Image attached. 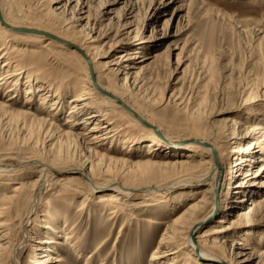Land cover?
Returning a JSON list of instances; mask_svg holds the SVG:
<instances>
[{
	"label": "rangeland",
	"instance_id": "obj_1",
	"mask_svg": "<svg viewBox=\"0 0 264 264\" xmlns=\"http://www.w3.org/2000/svg\"><path fill=\"white\" fill-rule=\"evenodd\" d=\"M19 1L29 15L28 24L37 23L35 26L76 43L87 29L92 30L102 66L96 75H102L108 87L160 131L154 136L147 130L153 128L126 112L110 111L98 117V124L109 121L110 127L95 147L89 133L97 119L84 122L94 108L78 114V120L84 121L77 128L67 122L70 99L90 87L72 48L56 42L43 47L45 42L40 41H46L45 37L26 42L1 33L0 46L6 54L0 55V61L8 62L0 73L8 70L15 74L0 87V152H33L63 169L52 174L34 212L27 215L26 204L12 205L0 217L11 229L13 246L23 236L20 222L29 219L25 228L29 245L16 250L20 264L155 263L152 255L169 222L196 201L205 186H176L160 200L142 206L132 204L143 198L141 191L136 192L123 198L114 219L110 208L98 202L112 188L94 192L83 174L69 167L85 164L100 180H117L125 186L162 184L209 165L202 163L200 151L192 150L190 137H205L227 150L237 141L245 144L264 138V0H88L84 8L88 12L82 13L78 0L65 9H55L58 1ZM64 2L67 0L60 5ZM106 9L109 12L104 13ZM101 101V96L93 97L94 106L101 107ZM254 123L258 124L255 133L246 135ZM80 130L86 133L83 138L73 134ZM252 155L236 167L230 168L236 162L232 156L225 164L220 199L228 206L223 215L207 216L210 204L199 215L204 218L195 233L207 227H227L228 235L219 236L226 251L217 249L213 264L225 257L232 258L234 264H264V153ZM8 162L15 165L19 159ZM20 167L18 174L3 179L0 195L12 193L16 182L23 185L24 199L35 191L39 172L25 163ZM192 191L195 196L189 198ZM85 200L86 207L81 210ZM47 219L59 230L64 221L68 223L65 232L75 236L79 246L72 247L63 238L64 232L58 237L42 228ZM48 236L52 242L42 243ZM224 237L228 240L223 241ZM242 238L247 239L249 248L236 246ZM178 246L174 243L171 248ZM238 251L242 254L235 255ZM44 253L59 256L61 261H45L46 257L40 256ZM190 253L184 247L179 250L176 264H196ZM2 257L1 264H17L9 253L3 257L4 263Z\"/></svg>",
	"mask_w": 264,
	"mask_h": 264
},
{
	"label": "bare ground",
	"instance_id": "obj_2",
	"mask_svg": "<svg viewBox=\"0 0 264 264\" xmlns=\"http://www.w3.org/2000/svg\"><path fill=\"white\" fill-rule=\"evenodd\" d=\"M44 1H48L50 3L58 1L59 4L56 5L55 9H59L62 7H64L65 9V7L67 8L72 3V0H67V2L63 3V5L62 4L60 5V2L63 0H37L38 3H42ZM87 1L88 0H78L77 5L79 6L80 13L87 11V10L86 11L84 10V8L87 6ZM21 3L19 0H0V16L3 18V20L7 24L11 26H15V27L36 28L41 31L49 32L61 38L62 41H57L53 38L46 36L43 33L33 34L30 32L14 31L10 27L3 24L1 20H0V34L3 33L5 36L10 37L11 39L18 38L24 41L35 39V37L37 38V40L40 37H43V38L45 37L46 41H43V40L40 41V42H45L42 44L43 47L53 42L54 43L56 42L58 46L68 47L69 45L65 44L63 40L69 41L74 45V47L69 46V48L70 47L72 48V52L75 54L77 61L80 64H82L85 68L86 74H85L84 79L87 83L90 84V87L82 89L81 92L77 96L72 97L70 99V102H72V106L68 113L69 116L67 118V122L70 123L69 125L71 128H77L81 123H83L84 120H78L79 113L84 112V110L86 109L94 108V112L92 111L93 113L91 112L84 117L86 119L84 122H86L87 124V122L89 121L88 119H91L92 117H95L94 119H92V121L97 119L94 121L93 127L90 129L91 133H89V135L91 136L93 135V138L95 139V141H93V145L96 147L97 145L101 144V143L98 144L97 142H99L101 138H105L107 136L106 133H108V129L106 130V128L110 127L109 121H108V124L106 123L98 124V117L100 114L109 113L110 111L120 110V111L126 112L131 119H134L137 122L142 123L141 120L150 122L148 117L145 114H143L135 106L131 105L121 94L115 92L111 87H108L102 81L103 79L102 75H98V76L96 75L97 71L100 73L99 68H101L102 66L100 65L101 63L99 62L100 56L96 55V52L98 51V45H96L97 38L94 36V33L92 32V30L88 31L87 29V32H85L83 37L80 38V41L76 43L73 40H70L69 38L61 34L49 31L40 26H35L37 23L35 25L26 23L25 20L29 19L28 18L29 15L24 12V10L26 9H24ZM107 12L109 11L106 9L104 13H107ZM77 18H82V17L77 16ZM33 19H36V18H33ZM3 47L4 46H0V55L6 54L5 52H3ZM75 50L79 53V55L75 53ZM7 62H8L7 60L0 61V69L3 68L4 67L3 65H6ZM91 69L95 73V79H96L95 81L92 79ZM14 74L15 72L8 71V70L4 71L3 73L1 72L0 73V87L4 86L5 82L10 80L11 76H13ZM13 94H15V92ZM98 95L101 96L102 98L101 107H98L97 105L94 106L93 104L94 103L93 97L98 96ZM10 98L11 97H8L7 100H9ZM122 102L125 105H128L132 110L127 109L122 104ZM53 108H56V107L53 106ZM131 115L134 117H132ZM150 123L155 125L152 122ZM257 125L258 124L254 123L253 125L254 128L252 129V131L250 130L251 133L246 134V135H253L255 133V130H257L258 128ZM81 128H84V127H81ZM97 130L98 132L94 133ZM147 130L151 132L154 136L157 135L156 132H160L159 129L155 130L154 128L152 129L154 131L149 130V129ZM162 132L160 133V135L161 134L164 135V132L163 133ZM73 134L75 135L77 134L78 136H80V138L81 137L83 138L84 137L83 135H85L86 133H83L80 130L78 132L74 131ZM226 137L230 139L228 136ZM188 140L194 143L193 145L194 147H192L193 148L192 150H198L202 154L204 158L202 163L206 164L210 162L209 165L207 166L202 165L198 169L192 170L190 172L178 174L174 178L162 184L161 183L160 184H149L148 183V184H143L139 186H125L123 183L117 180H114V181H110L108 179L100 180L99 178L95 177V174L92 171V168L91 167L87 168L85 164L84 166L74 165V166L69 167V168L78 169L80 173L83 174L89 188L94 192L104 187L112 188V190H109L108 194H105L102 197H100L98 199L99 200L98 202H101V205H103L104 208H110V212L112 213L111 214L112 218L114 219L118 217L117 215L119 213L118 212L119 209L121 208V205H122L121 203H124L123 198L124 197L127 199L131 198V196L135 194L136 192L141 191L143 193V198L136 200L132 204L137 205V206H142V205L150 203V201L160 200L159 197H163L164 195L168 194L176 186L177 187L178 186L193 187L199 184L205 186L202 189L204 190L203 194H201L199 198L197 197L196 201L190 202L183 212L178 214L176 217L172 218V220L169 222L168 226L162 233L159 246L155 249L154 254L152 255V258L155 260V263L153 264H157V263L176 264V262H178L179 260L177 258L179 250H181L183 247L191 251L190 253L192 254L190 255L191 259H194V262L196 264H213V259L218 257L216 250L222 249L223 247V244L220 243L221 241L219 239V236H221L222 234L225 236L228 235V233L225 232L227 227L225 226H216L214 228L207 227V228H204L202 232L195 233V230L200 226V223L204 218L199 215H203L206 212L207 210L206 208L209 204L211 205V208L207 216L215 215V217H217V216L223 215V213L225 212V209L227 208L228 205L226 206V200L220 199V196H221L220 190H221V185L223 184V182L220 181V178L222 175V171L224 170L225 164L227 160L231 158V156L232 158H234V160H236V162L230 165V168H232V166L236 167L238 166V164H241V163L243 164L244 160H246L247 158L252 159L253 152L264 153V138L256 139V140L252 139L251 141L245 144L241 143L240 141H237L234 147H232L229 150L219 147L218 144L216 145L215 143L211 142L209 139L205 137H200V136L190 137L188 138ZM94 143H97V144H94ZM13 158L19 159V162L15 165L8 162L9 159H13ZM259 160H261V158ZM24 163L31 165L36 171L39 172L38 178L36 179L38 180L36 189L35 191L32 190L28 194L29 196V198L27 197L28 199H24L23 185L22 183L16 182L11 188L12 193H3L0 195V217L4 216V214L7 212V210L12 205L19 206L21 204L22 206L23 204H26L28 206L27 215L29 213L34 212V210L37 207V203L39 202L40 197L42 195V189L45 187L47 182H50L52 180L51 178L52 174L55 173L56 171L58 172L60 170H63L59 167V165L57 166L53 161L38 157L33 152H17L14 150H4L0 152V188H1V183L4 181L3 179H6V178L9 179L12 176L18 174V172H20V170L23 169L22 167H20V165ZM263 167H261L260 169H262ZM195 193L196 191H192L188 197L193 198L195 196ZM86 198L88 199L89 196ZM85 207H86V200L81 202L80 209L84 210ZM53 218L54 216L49 217V219H53ZM222 219L223 218L221 217L219 220L222 221ZM28 222H29V219L28 220L26 219L25 221L20 222V231L22 232L23 236L21 240L19 241L18 245L16 246H13V243H12L11 229L5 227L4 222H0V257L3 256L5 258V255L9 253L10 257L13 258V260L17 264H20V260L16 256L17 254L16 250L20 248V245H23L21 247H24L25 245L26 246L29 245V243H27V239H26L27 237L25 238V228ZM64 223H65L64 227L61 230H59L57 229L58 226H54V224L47 219V221L45 220L43 221L41 227L46 228V230L50 229L58 237L63 236L62 232L66 233V237H63V238H66V240H69L68 243H70L72 247L77 248L79 246V243H76L74 241L75 236H69V233L65 232V229H66L65 227L68 225V223H66L65 221ZM33 237L34 236H32V238ZM48 237H46L45 239H41V242L44 244L47 242H52L50 239L51 237L50 236ZM225 240H228V237H224L223 241ZM245 241H247V239L245 240V238H242L236 241L235 244L238 248H241V249L249 248V247H246L245 244L247 243ZM105 242L106 241H103L100 246L104 245ZM174 243L179 244V246L176 249L171 248ZM160 247L165 248V249L164 250L160 249ZM222 250L224 252L226 251L225 246ZM193 253L194 254L196 253V255H193ZM234 254L240 255L242 253L238 251V252H234ZM40 256L46 257L44 258V260L48 262L61 261V257L54 256L51 253H44V254H41ZM4 258H3V263H4ZM160 258H163V260ZM36 263H39V261L36 260ZM59 263L60 262H58V264ZM185 264H188V262H186ZM218 264H234V261L232 258L225 257L222 260V262H219Z\"/></svg>",
	"mask_w": 264,
	"mask_h": 264
},
{
	"label": "water",
	"instance_id": "obj_3",
	"mask_svg": "<svg viewBox=\"0 0 264 264\" xmlns=\"http://www.w3.org/2000/svg\"><path fill=\"white\" fill-rule=\"evenodd\" d=\"M0 20H1V22H2L3 24H5L6 26L10 27V28H11L12 30H14V31H18V32H30V33H33V34L43 33V34H45L46 36H48V37H50V38H53V39H55V40H57V41H62L61 38H59L58 36H56V35H54V34H51V33H49V32L41 31V30L36 29V28H23V27H15V26H11V25L7 24V23L3 20V18H2L1 16H0ZM63 42H64L65 44L71 46V47H74V45H73L71 42H69V41H65V40H63ZM91 75H92V79L95 81V80H96V79H95V73H94V71H93L92 69H91ZM105 93H107V92H105ZM108 94H109V93H108ZM109 95H110V94H109ZM119 101H120V100H119ZM122 104H123L127 109L132 110L128 105H125L123 102H122ZM137 116H138V115H137ZM138 117H139V116H138ZM141 122H142L145 126H147V127L154 128L155 130L158 129L155 125L151 124L150 122L142 121V120H141ZM191 141H193V140H191ZM195 142H197V141H195Z\"/></svg>",
	"mask_w": 264,
	"mask_h": 264
}]
</instances>
